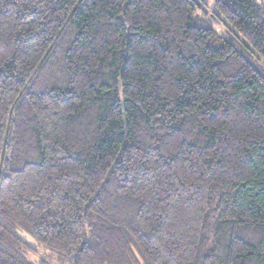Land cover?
<instances>
[{"label":"trees","instance_id":"trees-1","mask_svg":"<svg viewBox=\"0 0 264 264\" xmlns=\"http://www.w3.org/2000/svg\"><path fill=\"white\" fill-rule=\"evenodd\" d=\"M206 1L0 0V264H264V3Z\"/></svg>","mask_w":264,"mask_h":264},{"label":"rangeland","instance_id":"rangeland-1","mask_svg":"<svg viewBox=\"0 0 264 264\" xmlns=\"http://www.w3.org/2000/svg\"><path fill=\"white\" fill-rule=\"evenodd\" d=\"M204 1V9H206V12L210 15H212L214 13V8H213V3L212 1H206V0H203ZM263 3H264V0H263ZM213 28L216 30V32H218L219 34L225 36V35H228L227 33V28L225 26H222L221 24H215L213 23ZM238 40H242L241 38H239ZM243 51V50H241ZM245 54V52H243ZM247 56V54H245ZM261 63L264 64V60L263 59H260ZM20 237L25 240L28 244H30L31 246L35 247L36 244L35 242L28 236H26L25 234L23 233H20L19 234ZM35 263H37V260L36 259H32Z\"/></svg>","mask_w":264,"mask_h":264}]
</instances>
